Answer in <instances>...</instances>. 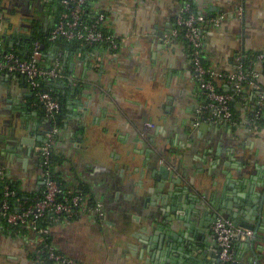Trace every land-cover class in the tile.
I'll list each match as a JSON object with an SVG mask.
<instances>
[{"label": "crops", "instance_id": "crops-1", "mask_svg": "<svg viewBox=\"0 0 264 264\" xmlns=\"http://www.w3.org/2000/svg\"><path fill=\"white\" fill-rule=\"evenodd\" d=\"M196 7L209 19L202 26L208 67L228 74L251 57L252 81L264 92V0H196ZM180 9V0H95L92 10L105 15L117 50L64 51L60 60L59 46L43 49L42 67L61 65L57 127L29 104L23 76L0 72L3 180L19 203L38 200L44 183L35 147L56 129L55 173L68 193L82 192L83 202L72 218L53 222L48 237L76 263L211 264L214 214L233 222L236 211L264 228V205L248 213V201L264 197V109L260 123L250 122L258 91L243 87L232 123L198 115L204 99L188 45L172 36ZM58 10L57 0H0L4 45L18 48L35 29L46 34ZM218 85L230 90L226 81ZM200 222H211L206 242L198 239ZM40 241L30 229L0 221V264H33ZM232 250L235 264H264V231Z\"/></svg>", "mask_w": 264, "mask_h": 264}, {"label": "built area", "instance_id": "built-area-1", "mask_svg": "<svg viewBox=\"0 0 264 264\" xmlns=\"http://www.w3.org/2000/svg\"><path fill=\"white\" fill-rule=\"evenodd\" d=\"M181 9L176 19L175 28L172 31L174 38L183 37L188 45L189 57L193 70L196 75L197 84L204 103L198 110V115L203 116L213 123L233 122V114L231 105L235 100L233 94L221 92L215 83L218 79L226 81L230 85V89L240 95L243 90V82L247 79L240 65L228 74H216L209 67L203 64V35L202 26L207 22L206 17L191 11V4L196 0H180ZM87 0H61L60 6L63 13L57 18L52 30L48 33L49 41L63 40L65 42L80 41L86 46L106 45L111 51L118 49V44L113 35H105L103 32L105 15L98 13L91 18L89 24L83 23L82 18L85 16L84 5ZM215 25L217 20H211ZM41 44L35 41L32 44V53L29 59H24L14 52L6 51L3 40L1 38L0 27V72L7 75L23 76L31 91L39 88L41 81L55 80L62 78L61 65L58 60L53 66L45 68L39 64L42 60ZM251 80L256 78L255 74L249 76ZM256 91L257 106L250 119L252 124L261 120L264 109V92L261 91L255 82L249 83ZM39 103H41L44 112L51 118H54L60 110L59 104L47 93L36 94ZM33 106V105H32ZM56 129H52L46 141L35 147L41 159V168L43 170L44 188L41 197L32 205L27 206L21 211H11L9 206V198L14 195L10 191L9 186L3 187L4 199L0 204V220L8 226L27 227L40 236V246L37 248L33 264H43L49 261L52 264H79L73 260L57 253L53 247L46 241L49 229L39 227V220L45 212L51 213V221L56 222L60 216L64 215V219H70L76 211L82 207L83 198L78 194L63 193L60 188L57 175L52 170L51 158V141ZM0 180H3V174L0 172ZM70 194V197L65 195ZM211 233L216 237V243L220 252V259L225 262H233V242H242L246 239H252L254 232L249 229L235 225L230 219L225 217H217L211 225Z\"/></svg>", "mask_w": 264, "mask_h": 264}, {"label": "trees", "instance_id": "trees-1", "mask_svg": "<svg viewBox=\"0 0 264 264\" xmlns=\"http://www.w3.org/2000/svg\"><path fill=\"white\" fill-rule=\"evenodd\" d=\"M60 1L61 0H57L58 3V17L61 15V13H63V8L62 6H60ZM95 0H87V2L84 5V9H85V16H83L82 21L83 23L89 24L91 22V18L95 17L98 13H94V11L92 10V3ZM191 11L198 14V10L196 7V1L192 2L191 4ZM52 29H50L51 31ZM202 30V28H201ZM48 31L46 34H41L38 32L37 29L34 30L32 36L28 39L23 41L20 46L18 48H13V49H9L8 47H5L6 51H10V52H14L15 54L19 55L20 57L24 58V59H29L32 53V44L35 41H39V43L41 44V52H43L46 48L51 47L52 45L54 46H59V50H57V58L59 57V59L61 60L64 51H67L69 54H77V53H84V52H90L96 48H106L107 46L102 44V45H91V46H86L85 44H83L80 41H72V42H65L63 40H56V41H49L48 40V33L50 32ZM38 32V33H37ZM103 32L105 35H108L109 33L104 29L103 27ZM179 39L184 40L182 36L179 37ZM4 44V43H3ZM44 49V50H43ZM251 61V57L247 58V59H241L239 64L242 68V71L244 73V75H247V79L243 82L242 86L246 87L252 80L249 76L252 75V61ZM39 64L40 61H39ZM203 64L205 65V67L208 68V65L205 63V61H203ZM215 83L217 84L219 90L221 92H224L223 88L221 87V85H218V81H215ZM64 85L61 86V79H55V80H46V81H41L39 88L36 90H32L31 91V98L29 101L30 105H33V109H35V111H37L38 115L41 118H47V120H50V123L52 125V127H57L58 126V120L61 118V109L63 108V98H62V89H63ZM37 93H47L49 94L60 106V110L56 113V115L54 116V118L49 117L45 112L44 109L41 105V103H39L36 94ZM228 93L233 94L235 100L232 102L231 105V109H232V114H233V121L238 117L237 114V107L236 105L238 104V101L240 99V97L242 96V92L240 93V95L238 96V94H235L231 89L228 91ZM258 123H260V120L258 121ZM51 158H52V170L53 172H55L54 170V166H55V158H54V154H53V150H52V145H51ZM56 174V173H55ZM60 188L62 189L63 193H67V190L64 189L63 185L60 183V181L58 180ZM5 185L9 186L10 191L14 192V195L12 197L9 198V206H10V210L11 211H21L22 209L26 208L27 206L32 205L34 202H18V198L15 195V188L10 185L8 182H3L0 183V204L2 202V200L4 199V191H3V187ZM77 194V193H76ZM78 195H82V192H79ZM67 197H70V194L65 195ZM82 197V196H81ZM51 213L50 212H45L43 214V216L41 217V219L39 220V227L44 228V229H49V227L53 224V222L51 221ZM65 217L64 215L60 216L59 220H63ZM1 221V220H0ZM13 229H18V228H26L27 227H23V226H17V227H12ZM49 237L46 236V241L48 243L49 242ZM236 242L232 243V248L235 246ZM233 258H235L233 256ZM43 264H52L49 261H45Z\"/></svg>", "mask_w": 264, "mask_h": 264}, {"label": "water", "instance_id": "water-1", "mask_svg": "<svg viewBox=\"0 0 264 264\" xmlns=\"http://www.w3.org/2000/svg\"><path fill=\"white\" fill-rule=\"evenodd\" d=\"M42 141H43V139H42ZM30 144H32V142H31ZM160 173H161V175L163 176L164 180L168 179L169 176H170V172L168 171V169H167L166 166H163V167L160 169ZM251 190H252V189H251ZM255 196H257V194H256ZM263 199H264V197H263V198H261V197H260V198H259V197H253V198H251V199L248 201V203H249L250 205H252V210H253V211H251V212L248 211V213H249L250 215H252V214H253V215H256V211H257V212H261V211L263 210V205H264ZM211 206H212V204H211ZM224 212H225V211H221V213H224ZM230 214H231V213H229V215H230ZM217 217H218L217 214H214V215H213L212 223L215 221V219H216ZM232 218L234 219V220H233V223H234V224H238L240 227H243V228H245V229H250V230H253V231H254V237H253L252 239H246V240L242 241V242L244 243V245H246V246H247V244H249V243H253V242L258 238V233H259V232L264 231V228L259 227V224H260V223H258V224H256V225L254 226V223H253L252 218H250V216H248V215H245L244 218H239V219H238V215H237V213H236V211H235V215L233 214V215H232ZM239 220H241L242 223H239V222H238ZM188 223H189V220H188ZM188 223H187V224H184L185 227H186V226H190ZM210 223H211V222H208V223H202V222H200V223H199V226L201 227V229H200L199 231H197V232H198V235L200 234V236H202V237H200V238L197 237L199 240H201V241H203V242H206V241H207V238H206V236H205V233H206V228H205V227H208ZM261 223L264 224V220H262ZM211 235H213V234H211ZM171 236L176 237L175 234H174V235L172 234ZM213 238H214V240H215V242L213 241V245H214V247H215L216 237L213 235ZM198 239H196V240H198ZM179 240L182 242L181 239H179ZM188 241L190 242L189 244H192V243L194 242V240H192V238H189ZM197 246H198V244H197ZM215 253H216V254H215ZM219 255H220V252H219V249H218V246H217V243H216V247L214 248L213 252H209V256H208V258H207V261H210L211 264H235V261H236V260H234L233 262H225V261H222V260L220 259V256H219ZM186 262L189 263V264L191 263V262L188 261V260H187ZM171 263H172V264H176L175 261H172ZM178 264H182V263L179 262Z\"/></svg>", "mask_w": 264, "mask_h": 264}]
</instances>
